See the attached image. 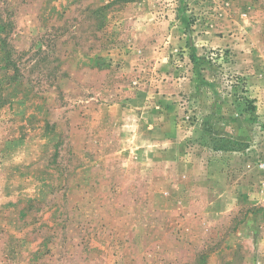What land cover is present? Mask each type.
I'll return each mask as SVG.
<instances>
[{"label": "rangeland", "instance_id": "1", "mask_svg": "<svg viewBox=\"0 0 264 264\" xmlns=\"http://www.w3.org/2000/svg\"><path fill=\"white\" fill-rule=\"evenodd\" d=\"M0 264H264V0H0Z\"/></svg>", "mask_w": 264, "mask_h": 264}]
</instances>
